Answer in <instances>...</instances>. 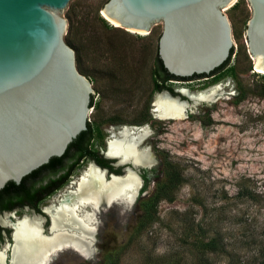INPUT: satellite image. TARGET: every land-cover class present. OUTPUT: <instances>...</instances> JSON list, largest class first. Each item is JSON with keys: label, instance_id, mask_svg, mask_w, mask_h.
<instances>
[{"label": "rangeland", "instance_id": "1", "mask_svg": "<svg viewBox=\"0 0 264 264\" xmlns=\"http://www.w3.org/2000/svg\"><path fill=\"white\" fill-rule=\"evenodd\" d=\"M106 1L78 0L67 18L69 45L82 54L79 71L98 95L91 146L103 149L108 124L146 123L158 164L142 199L98 231L89 259L68 250L49 264H264V73L247 50V0L224 13L232 62L210 82L172 83L198 91L225 82L227 93L178 120L150 112L162 26L151 37H131L102 15ZM168 164L178 174L159 191Z\"/></svg>", "mask_w": 264, "mask_h": 264}, {"label": "water", "instance_id": "2", "mask_svg": "<svg viewBox=\"0 0 264 264\" xmlns=\"http://www.w3.org/2000/svg\"><path fill=\"white\" fill-rule=\"evenodd\" d=\"M234 1L107 0L101 13L131 37H151L162 26L157 56L166 71L207 74L177 82L191 84L210 82L232 62L234 35L224 13ZM77 2L0 0V189L62 156L87 122L91 128L98 95L79 71L82 54L69 45L67 18ZM247 2V50L264 73V0Z\"/></svg>", "mask_w": 264, "mask_h": 264}, {"label": "bare ground", "instance_id": "3", "mask_svg": "<svg viewBox=\"0 0 264 264\" xmlns=\"http://www.w3.org/2000/svg\"><path fill=\"white\" fill-rule=\"evenodd\" d=\"M256 67L255 63L254 69ZM229 85L225 82L214 83L198 91L179 88L191 100L170 97L165 91L155 93L150 112L158 120L185 118L188 114L196 113L194 107L198 102L210 106L215 100L223 98L222 94L227 93L225 88H229ZM150 134L147 125L136 128L123 125L111 130L106 140V154L120 161H128L135 169L155 166L157 162L152 152L147 144H143ZM139 185L140 180L133 172L106 180L102 173L89 164L57 198L55 204L46 209L51 220L48 236L39 233L34 219L26 216L18 219L9 263L49 264L53 256L68 250L88 258L87 253L95 251L94 244L97 243V233L105 213L133 207ZM4 258V253L0 251V264Z\"/></svg>", "mask_w": 264, "mask_h": 264}, {"label": "flooded vegetation", "instance_id": "4", "mask_svg": "<svg viewBox=\"0 0 264 264\" xmlns=\"http://www.w3.org/2000/svg\"><path fill=\"white\" fill-rule=\"evenodd\" d=\"M205 75L207 74L192 75L186 78H168L165 82V87L168 88H154V90H156V93L167 90L172 96H179L180 99H185V97L179 93V88L181 87H173L172 83L182 82L184 80ZM157 83L160 84V82ZM142 125L147 124L144 123ZM142 125L126 126L136 128L141 127ZM121 126H123V124H108V126L104 128L108 134H105L103 137V149H96V147L91 146L92 132L89 130L82 136L76 145L70 146L69 148L67 147L68 150L60 162L53 164L47 163L46 165H43L24 176L18 184L14 183V186L4 188L7 184L6 183L0 189V251H2L5 255L4 261H9L10 259L11 248L14 243V228L18 219L25 216L34 219L37 222L36 225L39 233L44 236H48L51 228V220L50 213L46 209L55 204L57 198L67 190L72 181H74V179L79 176L81 171H83L85 167H88L89 164H92L98 172L102 173L106 180H110L112 177L124 176L129 171L133 172L140 180L139 189L134 198L133 205L134 203H137V200L139 201L142 199V196L146 193L145 187L147 179L152 176V170L155 167H137L135 169L131 168L132 166L129 164L130 170H127L128 168L126 167V164L117 165V158H108L106 156V140L110 131ZM88 127L89 124L87 122V129ZM146 140L143 144L148 145V149H150L155 161L158 164V159L152 151V146ZM80 150L84 151L85 154L80 157L79 161L76 162ZM100 159H103L104 161H99ZM74 172L76 173L73 174ZM131 208L132 207L128 206L125 210L120 209L105 213L102 218L104 219L103 224H100L99 228L101 229L106 227V225L111 221L110 218L114 213L122 214L130 211ZM53 258L54 256L52 259Z\"/></svg>", "mask_w": 264, "mask_h": 264}, {"label": "trees", "instance_id": "5", "mask_svg": "<svg viewBox=\"0 0 264 264\" xmlns=\"http://www.w3.org/2000/svg\"><path fill=\"white\" fill-rule=\"evenodd\" d=\"M232 52V49L230 50V54ZM76 55V53H75ZM230 56V55H229ZM229 59V57H228ZM228 59H226V61H224L218 68L214 69L213 71H211L212 73L218 69H220L221 67H223V65L228 61ZM201 75V74H200ZM174 77L173 75L169 74L166 69L163 67L161 60L159 59L158 56H156V61H155V70H154V88L155 89H161V88H168L165 87V82L168 78H172ZM157 82H160L157 83ZM92 101V100H91ZM90 130V127H88V129H86L85 131H82L81 133H79L77 135V137L69 144L68 148L70 146L76 145L79 140L82 138V136ZM68 148L66 149L65 153L67 152ZM64 153V154H65ZM64 154L60 157H52L48 164H53V163H57L60 162L62 160V158L64 157ZM84 151L80 150V152L78 153V158L76 159V162L80 160V157H82L84 155ZM99 161H104L103 159H100ZM46 165V164H45ZM169 165V169L167 171H165V178L163 180H161V184L159 185L158 189L160 191V189H164L166 188V186H168L169 184H172L174 182V180L176 179L175 177L177 176V172H176V167L174 165L168 164ZM29 176V175H28ZM14 186V182L10 181L8 182L4 188H8V187H12ZM157 189V190H158ZM215 241L213 239H210L207 242L208 244H213ZM209 249H214L212 247H209Z\"/></svg>", "mask_w": 264, "mask_h": 264}]
</instances>
